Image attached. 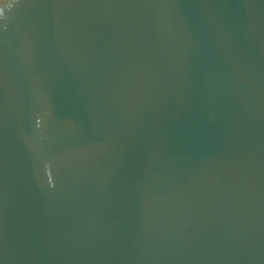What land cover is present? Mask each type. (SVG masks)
I'll list each match as a JSON object with an SVG mask.
<instances>
[{
	"label": "water",
	"instance_id": "water-1",
	"mask_svg": "<svg viewBox=\"0 0 264 264\" xmlns=\"http://www.w3.org/2000/svg\"><path fill=\"white\" fill-rule=\"evenodd\" d=\"M0 264H264V0H0Z\"/></svg>",
	"mask_w": 264,
	"mask_h": 264
}]
</instances>
